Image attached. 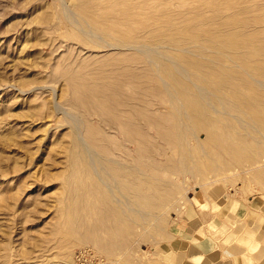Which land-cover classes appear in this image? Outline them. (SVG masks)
Here are the masks:
<instances>
[{"label":"rangeland","instance_id":"374dc122","mask_svg":"<svg viewBox=\"0 0 264 264\" xmlns=\"http://www.w3.org/2000/svg\"><path fill=\"white\" fill-rule=\"evenodd\" d=\"M122 1L0 0V264H186L183 244L217 242L218 199L264 211V0ZM70 135L86 141L82 150H102L100 174L90 158L72 170ZM236 210L228 217L242 219L232 224L242 232L244 208Z\"/></svg>","mask_w":264,"mask_h":264},{"label":"crops","instance_id":"0c3cea01","mask_svg":"<svg viewBox=\"0 0 264 264\" xmlns=\"http://www.w3.org/2000/svg\"><path fill=\"white\" fill-rule=\"evenodd\" d=\"M218 200V207L221 210L216 213L220 224L218 225L220 231L215 233L218 235L217 242L215 244L212 237L203 236L200 248L198 244H183L181 251L185 253L186 264H264V211L247 203L245 199L246 202H242L243 198L232 199L234 203L231 205H227V197ZM241 205L244 208L242 218L245 221V228L242 232H238L232 229V224L235 228L242 219L236 216L232 222L228 216L237 211L236 209H241ZM227 207L229 212L225 217L221 211L226 210L224 208ZM200 222L201 225H205ZM223 226L227 232L224 231ZM201 248L208 252L204 253Z\"/></svg>","mask_w":264,"mask_h":264},{"label":"bare ground","instance_id":"6f19581e","mask_svg":"<svg viewBox=\"0 0 264 264\" xmlns=\"http://www.w3.org/2000/svg\"><path fill=\"white\" fill-rule=\"evenodd\" d=\"M62 1H63V0H61V2H62ZM78 1H81V0H71L72 4H73V3H76V2H78ZM119 1H120V0H118V2H119ZM123 1H124V0H123ZM123 1H122V2H123ZM126 1H127V0H126ZM135 1H136V0H135ZM135 1H133V2H135ZM145 1H146V0H145ZM148 1H149V0H148ZM204 1H206V0H204ZM204 1H203V2H204ZM229 1H230V0H229ZM127 2H128V1H127ZM133 2H132V3H133ZM139 2H140V1H139ZM139 2H136V4L139 6L138 9H139V8L141 9V8H143V7H142L143 4H142V5H139V4H138ZM146 2H147V1H146ZM230 2H232V1H230ZM237 2H238V1H237ZM112 3H113V1H112ZM116 3H117V1H116ZM116 3H115V6H116ZM123 3L125 4V2H123ZM123 3H122V4H123ZM66 4H67V3H66ZM113 4H114V3H113ZM136 4H135V5H136ZM140 4H141V3H140ZM147 4H148V5H147ZM147 4L144 3V7H145V8H147V6H149V2H148ZM231 4H232V3H231ZM64 5H65V4H64ZM64 5H63V6H64ZM117 5H118V4H117ZM126 5H127V4H126ZM126 5H125V6H126ZM128 5H129V4H128ZM145 5H147V6H145ZM121 6H122V5H121ZM162 6H163V5H162ZM65 7H67V6H65ZM65 7H64V8H65ZM126 7H127V6H126ZM134 7H135V6H133V8H134ZM159 7H160V6L158 5V8H159ZM212 7H213V6H212ZM130 8H132L131 5H130ZM130 8H129V9H130ZM133 8H132V10L130 9V10H131V11H130L131 13L129 12V9H128V12H127V13H129V14L131 15L132 12L134 11ZM145 8H143V10H144ZM156 8H157V7H156ZM156 8H155V9H156ZM158 8H157V9H158ZM67 9L69 10V7L66 8V10H64L63 12H64V13L67 12ZM83 9H84V8H83ZM134 9L136 10V7H135ZM141 11H142V10H141ZM141 11L138 10V13H141ZM237 11H238V10H237ZM239 11H240V10H239ZM239 11H238V12H239ZM69 12H70V11H69ZM69 12L66 13V15L68 14L67 17H68L69 14H70ZM71 12H72V11H71ZM121 12H122V10H121ZM145 12H146V11H145ZM219 12H220V9H219ZM73 13H74V12H73ZM82 13H84V12H82ZM122 13H123V12H122ZM124 13H126V8H125V12H124ZM127 13H126V14H127ZM142 13H143V12H142ZM239 13H240V12H239ZM146 14H147V13H146ZM148 14H149V13H148ZM241 14H242V13H241ZM71 15L73 16V14H71ZM78 15H80V14H78ZM133 15H134V16H133ZM133 15H132V18H134V17L136 18L137 14H134V12H133ZM135 15H136V16H135ZM139 15H140V14H139ZM143 15H145V14L143 13ZM81 16H83V15H80L79 17H81ZM120 16H121V14H120ZM120 16H119V18H120ZM145 16H146V18H148V15H145ZM228 16H229V15H228ZM67 17H66V18H67ZM69 17H70V16H69ZM69 17H68V18H69ZM121 17H122V16H121ZM123 17H124V16H123ZM139 17H140V16H139ZM139 17L136 18V20H135L136 23H137V20L140 21V20L142 19V17H140V19H139ZM201 17H202V16H201ZM231 17H232V16H231ZM231 17H229V18H231ZM235 17H236V16H235ZM68 18H67V19H68ZM75 18H76V16H75ZM84 18H85V16H84ZM126 18H127V17H126ZM143 18H145V17L143 16ZM77 19H78V18H77ZM123 19L125 20V18H123ZM128 19H129V18H128ZM231 19H232V18H231ZM71 20H72V19H71ZM121 20H122V18H121ZM126 20H127V19H126ZM126 20H125V23H126V24H125L124 26H126L127 23H129V21H126ZM72 21H73V20H72ZM78 21H79V20H78ZM220 21H221V20H220ZM261 21H262V20H261ZM73 22H74V21H73ZM130 22H132V20H131ZM215 22H216V21H215ZM77 23H78V22H77ZM87 24L90 25V22H89V23L87 22ZM96 24H98V23H96ZM236 24H238V23H236ZM243 24H244V23H243ZM120 25H122V24H120ZM120 25H119V27H120ZM220 25H222V24H220ZM223 25H224V24H223ZM79 26H80V25H79ZM109 26H110V25H109ZM124 26H123V27H124ZM127 26H128V25H127ZM145 26H146V25H145ZM238 26H240V25H238ZM238 26H237V27H238ZM241 26L243 27V25H241ZM241 26H240V28H242ZM119 27L117 26L116 29H118ZM231 27H233V26H230V28H231ZM83 28H84V27H83ZM83 28L81 27V29H83ZM89 28H91V27H89ZM95 28H96V27H95ZM106 28H107V27H106ZM112 28H113V26H112ZM120 28H121V27H120ZM147 28H148V27H147ZM227 28H229V27H227ZM238 28H239V27H238ZM96 29H97V28H96ZM109 29H110V28H109ZM138 29H139V28H138ZM225 29H226V27H225ZM233 29H234V28H233ZM233 29H232V30H233ZM90 30H91V29H90ZM110 30H111V29H110ZM112 30H113V29H112ZM131 30H132V29H131ZM177 30H178V29H177ZM96 31H97V30H96ZM96 31H95V32H96ZM139 31H140V30H139ZM148 31H149V30H148ZM148 31H147V32H148ZM227 31L229 32L230 30L227 29ZM95 32H94V33H95ZM108 32H109V31H108ZM114 32H115V31H114ZM137 32H138V31H137ZM141 32H143V31H141ZM210 32H211V30H210ZM224 32H225V31H224ZM224 32H223V33H224ZM228 32H226V34H227ZM231 32H232V31H231ZM83 33H84V30H83ZM92 33H93V32H92ZM92 33H91V34H92ZM112 33H113V32H112ZM233 33H234V31H233ZM240 33H241V32H240ZM86 34L88 35L89 32H88V33L86 32ZM148 34H149V33H148ZM204 34H205V33H204ZM204 34L201 35V36H204ZM217 34H218V32H217ZM230 34H231V33H230ZM246 34H247V33H246ZM248 34H249V33H248ZM92 35H93V34H92ZM97 35H98V34H96V36H97ZM143 35H144V34H143ZM210 35H211V34H210ZM215 35H216V34H215ZM215 35H214V36H215ZM228 35H229V34H228ZM98 36H100V35H98ZM144 36H145V35H144ZM187 36H189V35L187 34ZM199 36H200V35H199ZM214 36L211 35V37H214ZM244 36H245V35H244ZM256 36H257V35H256ZM145 37H146V36H145ZM160 37H161V36H160ZM215 37H216V36H215ZM248 37H249V36H248ZM140 38H141V37H140ZM147 38H148V37H147ZM166 38H167V37H166ZM192 38H193V37H192ZM204 38H206V37H204ZM239 38H240V37H239ZM148 39H149V38H148ZM160 39H161V38H160ZM177 39H179V38H177ZM183 39H184V38H183ZM189 39H191V38H189ZM208 39H209V38H208ZM232 39H233V38H232ZM169 40H171V39H169ZM174 40H176V39H174ZM179 40H180V39H179ZM203 40H204V39H203ZM206 40H207V38H206ZM212 40H213V39H212ZM212 40H211V42H212ZM216 40H217V42H219L217 38H216ZM220 40H222V39H220ZM225 40H226V39H225ZM225 40H224V42H225ZM149 41H150V40H149ZM152 41H153V40H152ZM156 41H157V39H156ZM166 41H167V40H166ZM188 41H189V40H188ZM196 41H197V40H196ZM209 41H210V40H209ZM226 41H227V40H226ZM246 41H247V40H246ZM255 41H256V40H255ZM131 42H132V41H131ZM161 42H163V41H161ZM167 42H168V41H167ZM170 42H171V41H169V43H170ZM204 42H206V41L204 40ZM247 42H248V41H247ZM247 42H246V43H247ZM259 42H264V41H259ZM177 43H178V42H177ZM181 43H183V42H181ZM189 43H191V41H190ZM214 43H216V41H215ZM214 43H213V44H214ZM220 43H223V42L221 41ZM246 43H245V44H246ZM249 43H250V42H249ZM249 43H248V44H249ZM139 44H140V43H139ZM141 44H142V43H141ZM141 44H140V45H141ZM152 44H153V46H154V43H152ZM156 44L159 45L158 42H157ZM178 44H179V43H178ZM192 44H193V43H192ZM199 44H200V43H199ZM199 44H196V45H199ZM201 44H202V43H201ZM201 44H200V45H201ZM205 44H206V43H205ZM227 44H228V42H227ZM136 45H137V44H136ZM157 45H156V47H157ZM164 45H165V44H164ZM164 45H163V46H164ZM167 45H168V44H167ZM170 45H171V44H170ZM183 45H184V44H183ZM183 45H182V46H183ZM217 45H220V44H217ZM246 45H247V44H246ZM246 45H245V46H246ZM114 46H115V45H114ZM114 46H113V48H114ZM123 46H124V45H123ZM125 46H126V44H125ZM127 46H129V45H127ZM134 46H135V45H134ZM137 46H138V45H137ZM149 46H150V45H149ZM149 46H148V47H149ZM168 46H169V45H168ZM242 46H243V45H242ZM242 46H241V47H242ZM251 46H254V45H251ZM120 47H121V46H120ZM131 47H132V46H131ZM135 47H136V46H135ZM140 47H142V46H139V50H140ZM144 47H145V46L143 45V48H144ZM146 47H147V45H146ZM146 47H145V48H146ZM154 47H155V46H154ZM156 47H155V48H156ZM158 47L160 48V45H159ZM161 47H162V45H161ZM170 47H171V46H170ZM197 47H199V46H197ZM204 47H205V46H204ZM220 47H221V45H220ZM248 47H250V46H248ZM256 47H257V46H256ZM263 47H264V46H262V48H263ZM121 48H124V47H121ZM145 48L143 49V50H145V51L149 49V48H148V49H147V48L145 49ZM152 48H153V47H152ZM159 48H157V49L154 50L155 53H157L156 51L159 50ZM162 48H163V47H162ZM199 48H200V47H199ZM202 48H203V47H202ZM205 48H206V47H205ZM213 48H214V46H213ZM216 48H217V47H216ZM221 48H222V47H221ZM224 48H225V47H224ZM235 48H236V47H235ZM239 48H240V47H239ZM246 48H247V47H246ZM262 48H261V49H262ZM115 49H116V48H115ZM125 49H126V48H125ZM133 49H134V48H133ZM137 49H138V48H137ZM137 49H134V50H137ZM164 49H165V48H164ZM164 49H163V50H164ZM168 49H169V48H168ZM180 49H181V48H180ZM192 49H193V48H192ZM192 49H191V50H192ZM203 49H204V48H203ZM210 49H212V48H210ZM214 49H215V48H214ZM226 49H227V48H226ZM231 49H232V47H231ZM240 49H241V48H240ZM249 49H250V48H249ZM118 50H119V49H118ZM122 50H123V49H122ZM127 50H128V49H127ZM150 50H151V49H150ZM161 50H162V49H161ZM163 50H162V51H163ZM194 50H195V49H194ZM224 50H225V49H224ZM235 50H236V49H235ZM251 50H252V49H251ZM148 51H149V50H148ZM165 51H166V50H165ZM180 51H181V50H180ZM212 51H213V50H212ZM230 51H231V50H230ZM246 51H247V50H246ZM260 51H262V50H260ZM260 51H259V52H260ZM198 52H199V51H198ZM202 52H203V51H202ZM205 52H206V51H205ZM208 52L210 53V51H208ZM215 52H216V50H215ZM215 52H214V54H215V56H216V53H215ZM222 52H223V51H222ZM251 52H253V51H251ZM158 53H159V52H158ZM165 53H166V52H165ZM165 53H164V57H165ZM170 53H171V52H170ZM194 53H195V52H194ZM203 53H204V52H203ZM219 53H220V52H219ZM225 53H227V50H226ZM236 53H237V52H236ZM249 53H250V52H249ZM261 53H263V52H261ZM146 54H147V51H146L145 55H146ZM159 54H160V53H159ZM172 54H173V53H172ZM187 54H188V53H187ZM189 54H191V53H189ZM189 54H188V55H189ZM192 54H193V53H192ZM231 54H233V52H232ZM234 54H235V52H234ZM246 54H247V52H246ZM263 54H264V53H263ZM153 55H154V54H153ZM185 55H186V54H185ZM197 55H198V54H197ZM209 55H210V54H209ZM211 55H212V54H211ZM211 55H210V56H211ZM217 55H218V54H217ZM223 55H224V54H223ZM243 55H244V54H243ZM248 55H249V54H248ZM248 55H247V56H248ZM147 56H148V55H147ZM189 56H190V55H189ZM207 56H208V55H207ZM207 56H206V57H207ZM210 56H208V57H210ZM218 56H220V55H218ZM235 56H236V54H235ZM239 56H240V55H239ZM160 57H161V55H160ZM169 57H171V56L169 55ZM169 57H168V59H169ZM202 57H205V56H202ZM208 57H207V58H208ZM212 57H213V55H212ZM221 57H222V56H221ZM225 57H226V56H225ZM232 57H233V56H232ZM240 57H241V56H240ZM258 57H259V56H258ZM262 57H263V56H262ZM150 58H151V55H149V60H153L152 58H151V59H150ZM153 58H155V57H153ZM174 58H175V57H174ZM178 58H179V57H178ZM219 58H220V57H219ZM155 59H156V58H155ZM163 59H165V58H163ZM163 59H162V60H163ZM172 59H173V58H172ZM175 59H176V58H175ZM179 59H180V58H179ZM208 59H209V58H208ZM208 59H207V60H208ZM214 59H217V57H215ZM223 59H224V58H223ZM225 59H226V58H225ZM230 59H231V58H230ZM262 59H263V58H262ZM147 60H148V59H147ZM156 60H157V59H156ZM169 60H171V58H170ZM169 60H168V61H169ZM173 60H174V59H173ZM185 60H186V59H185ZM204 60H205V59H204ZM210 60L214 61V60L211 59V58H210ZM245 60H246V59H245ZM260 60H261V59H260ZM153 61H155V60H153ZM171 61H172V60H171ZM171 61H170V62H171ZM182 61H183V60H182ZM191 61H192V60H190V62H191ZM208 61H209V60H208ZM212 61H211V62H212ZM249 61H250V60H249ZM184 62H185V61H184ZM206 62H207V61H206ZM206 62H205V64H206ZM233 62L235 63V61H233ZM236 62H237V61H236ZM250 62H253V61H250ZM155 63H156V62H155ZM158 63H160V62L157 61V63H156L157 67H158ZM166 63H167V62H166ZM193 63H194V62H193ZM197 63H198V62H197ZM200 63H201V61H200ZM207 63H208V62H207ZM221 63H222V62H221ZM188 64H189V62H188ZM188 64H187V65H188ZM228 64H229V63H228ZM231 64H233V63H231ZM249 64H250V63H249ZM249 64H248V66H249ZM161 65H162V64H161ZM178 65H179V64H178ZM198 65H200V64H198ZM198 65H195V66L198 67ZM221 65H222V64H221ZM233 65H234V64H233ZM162 66H163V65H162ZM167 66H168V65H167ZM191 66L194 67V65H191ZM207 66H208V64H207ZM207 66H206V67H207ZM213 66H214V65H213ZM222 66H224V65H222ZM227 66H228V65H227ZM236 66H237V65H236ZM239 66H240V65H239ZM241 66H242V65H241ZM244 66H245V64H244ZM246 66H247V65H246ZM170 67H172V66H170ZM173 67L176 68L175 65H174ZM186 67H190V65H189V66H186ZM196 67H195V68H196ZM201 67H202V65H201ZM203 67H204V65H203ZM220 67H221V66H220ZM230 67L233 69V66H232V65H231ZM251 67H252V66H251ZM160 68H161V67H160ZM163 68H164V67H163ZM180 68L183 69L182 66H181ZM190 68H191V67H190ZM195 68H193V69L196 70ZM208 68H209V67H208ZM221 68H222V67H221ZM186 69H189V68H186ZM202 69H203V68H202ZM210 69H212V68H210ZM216 69H217V68H216ZM216 69L213 68L212 70L215 71ZM224 69H225V68H224ZM232 69H230V70H232ZM255 69H256V68H255ZM259 69H260V68H259ZM183 70H184V69H183ZM194 70H193V71H194ZM204 70H205V69H204ZM204 70H203V71H204ZM208 70H209V69H208ZM221 70H222V69H221ZM252 70H254V69H252ZM165 71H166V70H165ZM172 71H173V70H172ZM184 71H185V70H184ZM203 71H202V72H203ZM227 71H228V70H227ZM236 71L238 72V69H236ZM243 71H244V69H243ZM188 72H189V71H188ZM196 72H197V70H196ZM209 72L212 73L210 70H209ZM219 72H220V71H219ZM232 72H234V71L232 70ZM240 72H241V71H240ZM248 72H249V71H248ZM257 72H258V71H257ZM177 73H178V72H177ZM220 73L222 74V72H220ZM230 73H231V71H230ZM238 73H239V72H238ZM242 73H243V72H242ZM171 74H172V73H171ZM189 74H191V73H189ZM212 74H213V73H212ZM218 74H219V73H218ZM218 74H217V75H218ZM224 74H225V73H224ZM232 74H234V73H232ZM244 74H245V73H244ZM136 75H137V74H136ZM138 75H139V74H138ZM175 75H176V72H175ZM180 75H181V73H180ZM185 75H186V74H185ZM198 75H199V74H198ZM207 75H208V74H207ZM229 75H230V74H229ZM229 75H227V77H228ZM239 75H240V74H239ZM248 75H249V73H248ZM251 75H253L252 72H251ZM168 76H170V75H168ZM190 76H191V75H190ZM210 76H212V75H210ZM210 76H209V77H210ZM234 76H235V74H234ZM234 76H233V77H234ZM244 76H245V75H244ZM254 76H255V75H254ZM170 77H171V76H170ZM181 77H183V76H181ZM200 77H202V76L199 75V78H200ZM205 77H206V76H205ZM217 77H218V76H217ZM235 77H237V75H236ZM235 77H234V78H235ZM248 77H249V76H248ZM113 78H114V77H113ZM171 78H172V77H171ZM193 78H195V77L193 76ZM196 78H197V77H196ZM224 78H225V76H224ZM224 78H223V79H224ZM244 78H246V77H244ZM138 79H139V78H138ZM172 79H174V78H172ZM180 79H181V78H180ZM182 79H183V78H182ZM182 79H181V80H182ZM184 79H186V78H184ZM187 79H188V78H187ZM187 79H186V82L188 81ZM190 79H192V78H190ZM203 79H204V78H203ZM203 79H202V82L204 81ZM226 79H227V78H226ZM249 79H250V78H249ZM92 80H93V79H92ZM132 80H133V79H132ZM193 80H194V79H193ZM221 80H222V79H220V81H221ZM258 80H259V79H258ZM141 81H142V80H141ZM145 81H146V80H145ZM184 81H185V80H184ZM198 81L200 82L199 79H198ZM205 81H206V80H205ZM211 81H212V80H211ZM227 81H228V80H227ZM234 81H235V80H234ZM241 81H243V80H241ZM111 82H112V81H111ZM179 82H180V80H179ZM181 82L183 83V81H181ZM195 82H196V81H195ZM215 82H216V81H215ZM246 82H247V81H246ZM246 82H245V83H246ZM172 83H173V82H172ZM191 83L193 84V81H192ZM205 83H206V82H205ZM234 83H235V82H234ZM263 83H264V82H263ZM95 84H97V83H95ZM180 84H181V83H180ZM180 84L178 83V85H180ZM201 84H202V83H201ZM208 84H209V83H208ZM226 84H227V83H226ZM241 84H242V83H241ZM252 84H254V83H252ZM125 85H126V84H125ZM129 85H130V84H129ZM167 85H168V84H167ZM175 85H176V84H175ZM186 85H188V84H186ZM186 85H185V86H186ZM190 85H191V84H190ZM216 85H217V84H216ZM218 85H219V87H220V84H218ZM221 85H223V84H221ZM229 85H231L230 82H229ZM234 85H235V84H234ZM236 85H237V84H236ZM247 85H248V84H247ZM258 85H259V84H258ZM148 86H149V85H148ZM148 86H147V87H148ZM191 86H192V85H191ZM200 86H201V85H200ZM209 86H210V85H209ZM239 86H240V85L238 84V87L233 86V88H234V87L239 88ZM107 87H108V85H107ZM125 87H126V86H125ZM165 87H167V86H165ZM176 87H178V86H176ZM192 87H193V86H192ZM196 87H199V86L196 84ZM223 87H224V85H223ZM227 87H228V85H227ZM229 87H230V86H229ZM240 87H241V86H240ZM112 88H113V87H112ZM213 88H215V87H213ZM233 88H232V89H233ZM258 88H259V87H258ZM103 89H104V88H103ZM155 89H156V88H155ZM157 89H158V88H157ZM173 89H174V86H173ZM204 89H205V88H204ZM204 89H203V86H202L201 89H200V88H197L196 91H197V90H204ZM215 89H216V88H215ZM223 89H224V88H223ZM260 89H261V88H260ZM260 89H259V90H260ZM167 90H169V89H167ZM175 90H176V89H175ZM181 90H182V89H181ZM228 90H229V89H228ZM241 90H242V89H241ZM253 90H254V89H253ZM101 91H102V90H101ZM112 91H113V90H111V92H112ZM138 91H139V90H138ZM148 91H149V90H148ZM156 91H158V90H156ZM204 91L207 92V89H205ZM213 91H214V90H213ZM254 91H255V90H254ZM254 91H253V92H254ZM117 92H118V91H117ZM170 92H171V91H170ZM177 92H179V91H178V88H177ZM185 92H186V91H185ZM194 92H195V91H194ZM200 92L203 93V91H199V93H200ZM215 92H216V91H215ZM222 92H223V91H222ZM118 93H119V92H118ZM121 93H122V92H121ZM141 93H142V92H141ZM152 93H153V92H152ZM156 93H158V92H156ZM156 93H155V94H156ZM195 93H196V92H195ZM195 93H193V94H195ZM197 93H198V92H197ZM212 93H213V92H212ZM237 93H238V92H237ZM246 93H247V91H246ZM123 94H124V92H123ZM167 94H168V93H167ZM170 94H171V93H170ZM184 94H185V93H184ZM189 94H190V92H189ZM234 94H235V93H234ZM252 94H253V93H252ZM257 94L260 95L261 93H257ZM121 95H122V94H121ZM146 95H148V94H146ZM146 95H145V96H146ZM172 95H173V94H172ZM175 95H176V94H175ZM177 95H178V94H177ZM177 95H176V97H177ZM210 95H211V93H210ZM218 95H219V94H218ZM223 95H224V94H223ZM250 95H251V94H250ZM250 95H249V96H250ZM254 95H255V94H254ZM254 95H253V96H254ZM143 96H144V95H143ZM170 96H171V95H170ZM183 96H184V95H183ZM200 96H201V95H200ZM211 96H212V95H211ZM211 96H210V97H211ZM214 96H215V94H214ZM251 96H252V95H251ZM253 96H252V97H253ZM99 97H100V96H99ZM105 97H106V96H105ZM134 97H135V96H134ZM139 97H141V96H139ZM154 97H155V96H154ZM172 97H173V96H172ZM195 97H196V96H195ZM216 97H218V96H216ZM117 98H118V97H117ZM127 98H128V97H127ZM187 98H188V97H187ZM197 98H198V97H197ZM201 98H203V97H201ZM201 98L199 97V100H200ZM218 98H221V97L219 96ZM222 98H223V97H222ZM225 98H226V97H225ZM238 98H239V97H238ZM238 98H237V99H238ZM249 98H250V97H249ZM255 98H256V100H257L256 95H255ZM255 98H254V101H255ZM259 98H260V97H259ZM112 99H113V98H112ZM129 99H130V98H129ZM141 99H143V98H141ZM146 99H147V98H146ZM167 99H168V98H167ZM176 99H177V98H176ZM189 99H190V98H189ZM209 99H211V98H209ZM213 99H214V98H213ZM223 99H224V98H223ZM223 99H222V100H223ZM228 99H229V98H228ZM228 99H227V100H228ZM252 99H253V98H252ZM263 99H264V98H263ZM263 99H262V100H263ZM99 100H100V99H99ZM150 100H151V99H150ZM169 100H170V99H169ZM227 100H225V101H227ZM242 100H243V98H242ZM258 100H259V99H258ZM258 100H257V101H258ZM89 101H90V100H89ZM122 101H123V100H122ZM151 101H152V100H151ZM170 101L172 102V100H170ZM190 101H191V100H190ZM211 101H212V100H211ZM211 101H210V102H211ZM219 101L221 102V99H219ZM234 101H235V100H234ZM240 101H241V100H240ZM200 102H201V101H200ZM214 102H215V101H214ZM245 102H246V101H245ZM251 102L253 103L252 100H251ZM92 103H93V102H92ZM128 103H129V104H132V103H130V102H128ZM135 103H136V102H134V104H135ZM145 103H147V102L145 101ZM179 103H180V101H179ZM181 103H182V101H181ZM181 103H180V104H181ZM202 103H203V102H202ZM215 103H217V102H215ZM221 103H222V102H221ZM247 103H248V102H247ZM260 103H261V102H260ZM96 104H97V103H96ZM136 104H137V103H136ZM212 104H213V103H212ZM222 104H223V103H222ZM255 104H256V103H255ZM132 105H133V104H132ZM143 105H146V104H143ZM182 105H183V103H182ZM208 105H209V104H208ZM213 105H215V104H213ZM247 105H248V104H247ZM136 106H137V105H136ZM179 106H180V105H179ZM209 106H211V105H209ZM215 106H216V105H215ZM226 106H227V105H226ZM234 106H236V105H234ZM253 106H254V105H253ZM109 107H110V106H109ZM113 107H114V106H113ZM149 107H150V106H149ZM180 107H181V106H180ZM213 107H214V106H213ZM260 107H261V106H260ZM111 108H112V107H111ZM214 108H216V107H214ZM219 108H220V107H219ZM224 108H225V107H224ZM246 108H247V107H246ZM248 108H249V107H248ZM251 108H252V107H251ZM138 109H140V108H138ZM149 109H150V108H148V110H149ZM152 109H153V108H152ZM207 109H208V108H207ZM221 109H222V108H221ZM98 110H99V109H98ZM144 110H145V109H144ZM148 110H147V111H148ZM162 110H163V109H162ZM185 110H186V109H185ZM216 110H217V109H216ZM218 110H219V109H218ZM226 110H229V109L227 108ZM231 110H232V109H231ZM251 110H253V109H251ZM152 111H153V110H152ZM180 111H181V110H180ZM220 111H222V110H220ZM262 111H263V110H262ZM116 112H117V111H115V113H116ZM142 112H143V111H142ZM190 112H191V111H190ZM208 112H209V111H208ZM223 112H224V111H223ZM230 112H231V111H230ZM111 113H112V112H111ZM140 113H141V112H140ZM214 113H215V112H214ZM226 113H228V112H226ZM244 113H246V112H244ZM116 114H117V113H116ZM153 114H154V113H153ZM155 114H156V113H155ZM169 114H170V113H169ZM205 114H206V113H205ZM223 114H224V113H223ZM238 114H239V113H238ZM178 115H179V114H178ZM181 115H182V114H181ZM181 115H180V116H181ZM184 115H185V114H184ZM235 115H236V114H235ZM100 116H101V115H100ZM124 116H126V115H124ZM223 116H224V115H223ZM239 116H240V115H239ZM242 116H243V115H242ZM149 117H150V116H149ZM159 117H160V116H159ZM159 117H158V118H159ZM185 117H186V115H185ZM240 118H241L240 120H242V117H241V116H240ZM75 119L79 121V119H77V118H75ZM123 119H124V118H123ZM159 119L161 120L162 118H159ZM186 119H187V118H186ZM186 119H185V120H186ZM193 119H194V118H193ZM193 119H192V120H193ZM247 119H248V118H247ZM76 120H75V121H76ZM113 120H114V119H113ZM179 120H180V119H179ZM126 121H127V120H126ZM165 121H166V120H165ZM175 121H176V120H175ZM181 121H182V120H181ZM207 121H208V119H207ZM238 121H239V120H238ZM244 121H246V123H247V120L244 119ZM76 122H77V121H76ZM114 122H115V121H114ZM151 122H152V121H151ZM157 122H158V121H157ZM178 122H179V121H178ZM187 122H188V121H187ZM191 122H192V121H191ZM254 122H255V121H254ZM184 123H185V122H184ZM45 124H46V123H45ZM121 124H122V122H121ZM146 124H147V123H146ZM248 124H249V123H248ZM253 124H254V123H253ZM111 125H112V124H111ZM161 125H162V124H161ZM187 125H188V124H187ZM189 125H190V124H189ZM189 125H188V126H189ZM206 125H208V124H206ZM75 126H77V125H75ZM190 126L192 127V125H190ZM231 126H232V125H231ZM234 126H235V125H234ZM251 126H252V125H251ZM77 127H78V126H77ZM77 127H76V128H77ZM167 127H168V124H167ZM228 127H229V126H228ZM249 127H250V126H249ZM73 128H74V127H73ZM113 128H115V127H113ZM243 128H245V127H243ZM246 128H247V127H246ZM251 128H252V127H251ZM253 128L255 129L256 127H253ZM78 129H79V127H78ZM78 129H77V130H78ZM143 129H144V128H143ZM157 129H158V128H157ZM172 129H173V128H172ZM182 129H183V128H181V130H182ZM192 129H195V128H192ZM233 129H234V128H233ZM248 129H249V128H248ZM136 130H137V129H136ZM78 131H79V130H78ZM173 131H174V130H173ZM247 131H248V130H247ZM76 132H77V131H76ZM134 132H135V131H134ZM194 132H195V131H194ZM253 132H254V131H253ZM256 132H258V130H256ZM113 133H115V132H113ZM141 133H142V132H141ZM146 133H147V132H146ZM254 133H255V132H254ZM161 134H162V133H161ZM177 134H178V133H177ZM255 134H256V133H255ZM262 134H263V133H262ZM262 134H261V135H262ZM67 135H68V134H67ZM189 135H190V132H189ZM81 136H82V135H81ZM176 136H177V135H176ZM262 136H263V135H262ZM262 136H261V138H262ZM69 137H70L69 142L71 141V142H70V148H69V149H70L71 151L73 150V152H71V153L68 155V159H69V161L71 162L70 167H72V170H74V167H77V166L80 168V166L84 163V161L86 160V158H90L91 161H92V163H89V162H88V163H89L92 167L90 166V167H87V168H88V169H94V171L96 172L97 175L100 174L99 171H98V169H97V166L95 167V166H94V163H93L94 160H95L94 155L97 154L98 150L96 149L97 151L94 152V151H95V148H94V151H93V149H92V151H91V149L89 148L90 146L88 145L89 142H88V143H85V144L88 145V149L82 150L80 147H81L82 144H83L84 142H86V141L82 138V140H83L84 142H81V141H80V138H79L80 136L77 137L78 140L75 139V138H74V139H71V135H70ZM191 137H192V136H191ZM191 137H190V138H191ZM263 137H264V136H263ZM130 138H131V137H130ZM171 138H173V137H171ZM175 138H176V137H175ZM179 138H180V137H179ZM186 138H187V137H186ZM192 138H193V137H192ZM192 138H191V139H192ZM195 138H198V137H195ZM256 138H257V137H256ZM260 141H262V140H260ZM69 142H68V143H69ZM184 142H186V141L184 140ZM184 142H183V143H184ZM68 143L65 144V147H67V144H68ZM93 143H94V142H93ZM256 143H257V142H256ZM63 144H64V143H63ZM89 144H91V143H89ZM163 144H164V143H163ZM165 144H166V143H165ZM196 144H197V143H196ZM92 145H93V144H92ZM97 145H99V144H97ZM187 145H188V144H187ZM198 145H199V143H198ZM198 145H197V147H198ZM258 145H259V144H258ZM195 146H196V145H195ZM199 146H200V145H199ZM77 147H79V148H77ZM83 147H85V146H83ZM159 147H160V146H159ZM184 147H185V146H184ZM186 147H187V146H186ZM86 148H87V147H86ZM205 148H206V147H205ZM185 149H187V148H185ZM194 149H195V148H194ZM198 149H200V147H198ZM202 149H203V148H202ZM210 149H211V148H210ZM132 150H133V149H132ZM175 150H176V149H174V152H175ZM206 150H207V149H206ZM101 151H102V150H101ZM101 151H100V153H101ZM161 151H162V150H161ZM164 151H165V150H164ZM132 152H133V151H132ZM205 152H206V151H205ZM100 153H99V154H100ZM152 153H153V152H152ZM176 153H177V152H176ZM176 153H175V154H176ZM215 153H216V152H215ZM99 154H97V155H98V156L102 155V153H101L100 155H99ZM153 154H154V153H153ZM169 154H170V153H169ZM105 155H106V154H105ZM176 156H177V155H176ZM186 156H187V155H186ZM213 156H214V155H213ZM101 157H102V156H101ZM104 158H105V157H104ZM106 158H107V157H106ZM186 158H187V157H186ZM97 159H98V158H97ZM109 159H110V162H112V164L115 163L116 165H117V164H118V165H121V164L117 163V161H115V159H114V160L111 159V158H109ZM98 160H99V159H98ZM101 160H102V159H101ZM105 160H108V158L105 159ZM191 160H192V159H191ZM95 161H96V160H95ZM127 161H128V160H127ZM193 161L196 162L195 160H193ZM120 162H121V161H120ZM85 163H86V162H85ZM103 163H104V162H103ZM121 163H122V162H121ZM166 163H167V162H166ZM188 163H189V162H188ZM68 164H69V163H68ZM100 164H101V163H100ZM123 164H125V163H123ZM189 164H190V163H189ZM95 165H96V162H95ZM113 165H114V164H113ZM157 165H158V164H157ZM99 166H100V165H99ZM108 166H109V164H108ZM124 166H125V165H124ZM130 166H131V165H130ZM93 167H94V168H93ZM100 167H102L103 170L105 169V167H103L102 165H101ZM109 167H110V166H109ZM115 167H116V166H115ZM200 167H201V166H200ZM112 168H113V167H112ZM112 168H110V169L112 170ZM123 168H124V167H123ZM131 168H132V167H131ZM108 169H109V168H108ZM85 170H86V169H85ZM105 170H106V169H105ZM114 170H115V169H114ZM107 171H108V170H107ZM112 171H113V170H112ZM189 171H190V170H189ZM195 171H196V170H195ZM198 171H199V170H198ZM198 171H197V173H198ZM86 172H87V171H86ZM95 172H94V173H95ZM102 172H103V171H102ZM108 172H109V171H108ZM108 172H107V173H108ZM115 172H116V171H115ZM193 172H194V171H193ZM121 173H122V172H121ZM124 173H126V172H124ZM127 173H128V172H127ZM104 174H106V172H105ZM109 175L112 177V172H111V173L109 172ZM129 175H130V174H129ZM100 176H101V175H100ZM192 176H193V174H192ZM97 177H98V176H97ZM101 177H102V176H101ZM115 177H116V176H115ZM117 177H118V176H117ZM135 177H136V176H135ZM142 177H144V176H142ZM176 177H177V176H176ZM109 178H110V177H109ZM130 178H131V176H130ZM100 179H101V178H100ZM106 179H107V178H106ZM120 179H121V178H120ZM133 179H134V178H133ZM145 179H146V178H145ZM109 180H110V179H109ZM106 181L108 182V179H107ZM106 181H105V182H106ZM115 181H116V180H115ZM71 182H72V181H71ZM71 182H70V183H71ZM101 182H102V181H101ZM110 182H111V181H110ZM116 182H117V181H116ZM119 182H120V180H119ZM123 182H124V181H123ZM106 184H107V183H106ZM114 184H115V183H114ZM125 184H126V183H125ZM73 185H74V184H73ZM107 185L109 186V189H110L111 194L114 195V194H115V193H114L115 191H113V189L111 188L110 183H108ZM120 185H121V184H120ZM122 186H124V185H122ZM126 186H127V185H126ZM126 186H124V187L126 188ZM72 187H73V186H72ZM72 187L70 188V190H66L67 193H69V194H71V192L73 193V194H72V196H73L72 201H73V204H74V205H71V207L74 206V208H76V209H80L81 207H83V206L85 205V203L83 204V201H82V203L79 205V202H78V205H76V207H75V201H76V199H77V195H75V194H77V193H74V192H73V188H72ZM74 187H75V185H74ZM112 187H113V186H112ZM118 187L120 188V186H118ZM97 188H98V187H97ZM90 191H91V190H90ZM120 191H121V190H119V192H120ZM135 191H136V190H135ZM92 192H93V191H92ZM131 193H132V192H131ZM103 194H104V193H103ZM125 194H127V193H125ZM122 196H124V195H122ZM100 197H101V196H100ZM103 198H104V197H103ZM146 198H147V197H146ZM101 199H102V198H101ZM125 199H127V198H125ZM127 200H128V203H129V199H127ZM108 201H109V200H108ZM120 201H122V200H120ZM120 201H119V202H120ZM101 202H102V201H101ZM131 202H133V201H131ZM108 203H109V202H108ZM102 204H103V203H102ZM102 204H101V205H102ZM126 204H127V203H126ZM120 205H121V204H120ZM109 206H110V205H109ZM131 206H132V205H131ZM100 207H101V206H100ZM106 208H107V206H106ZM128 208H130V207H128ZM131 208H132V207H131ZM134 208H135V207H134ZM113 210H114V209H113ZM115 210H116V208H115ZM125 210H126V209H125ZM103 211H104V210H103ZM107 211H108V210H107ZM107 211H106V213H108ZM120 211H123V210L121 209ZM70 212H72V211H70V210H68V212H67V210L64 211L65 214H67V213L70 214ZM117 212H118V211H117ZM124 212H125V211H124ZM130 212H131V211H130ZM138 212H139V211H138ZM103 213H104V212H103ZM128 213H129V211H128ZM68 214H67V215H68ZM107 215H108V214H107ZM110 215H111V214H110ZM102 216H103V214H102ZM108 216H109V215H108ZM104 217H107V216H105V214H104ZM65 218H66V217H65ZM74 218H75V217H74ZM76 218H77V217H76ZM105 219H107V218H105ZM110 219H111V218H110ZM83 220H84V219H83ZM108 220H109V219H108ZM65 221H66V220H65ZM77 221H78V220H77ZM109 221H111V220H109ZM133 221H135V220H133ZM102 222H103V219H102ZM72 223H73L74 225L77 224V223H75V222H73V221H72ZM106 224H107V223H106ZM65 225H66V224H65ZM82 225H83V224H82ZM80 226H81V225H80ZM57 228H59V227H57ZM78 228H79V225L77 226V229H78ZM77 232H78V231H77ZM68 234H69V236H73V233L70 232V231L68 232ZM72 241H74V243L76 244L78 240H77V239H73ZM85 242H86V241H85ZM82 243H83V242H82ZM63 244H64V243H63ZM70 251H71L70 247H68V248H64L63 255H64V258H66V260L69 259V255H70L69 252H70ZM67 261H68V260H67Z\"/></svg>","mask_w":264,"mask_h":264},{"label":"built area","instance_id":"2783aa9c","mask_svg":"<svg viewBox=\"0 0 264 264\" xmlns=\"http://www.w3.org/2000/svg\"><path fill=\"white\" fill-rule=\"evenodd\" d=\"M79 259L81 260V257H79Z\"/></svg>","mask_w":264,"mask_h":264}]
</instances>
